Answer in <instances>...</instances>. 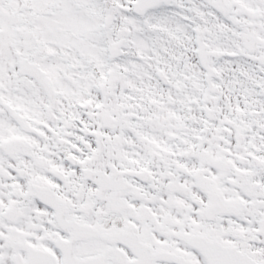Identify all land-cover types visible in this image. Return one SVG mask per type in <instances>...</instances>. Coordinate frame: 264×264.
Returning a JSON list of instances; mask_svg holds the SVG:
<instances>
[{
    "label": "snow or ice",
    "instance_id": "snow-or-ice-1",
    "mask_svg": "<svg viewBox=\"0 0 264 264\" xmlns=\"http://www.w3.org/2000/svg\"><path fill=\"white\" fill-rule=\"evenodd\" d=\"M0 264H264V0H0Z\"/></svg>",
    "mask_w": 264,
    "mask_h": 264
}]
</instances>
